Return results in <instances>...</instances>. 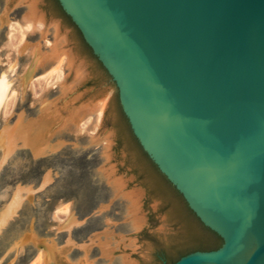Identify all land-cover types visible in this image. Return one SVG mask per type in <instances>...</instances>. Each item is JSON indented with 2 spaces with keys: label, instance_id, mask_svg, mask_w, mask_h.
Wrapping results in <instances>:
<instances>
[{
  "label": "water",
  "instance_id": "95a60500",
  "mask_svg": "<svg viewBox=\"0 0 264 264\" xmlns=\"http://www.w3.org/2000/svg\"><path fill=\"white\" fill-rule=\"evenodd\" d=\"M57 1L143 152L221 239L173 264H264V0Z\"/></svg>",
  "mask_w": 264,
  "mask_h": 264
},
{
  "label": "rangeland",
  "instance_id": "374dc122",
  "mask_svg": "<svg viewBox=\"0 0 264 264\" xmlns=\"http://www.w3.org/2000/svg\"><path fill=\"white\" fill-rule=\"evenodd\" d=\"M29 5L28 0H0V16L8 8L7 21L0 23V81L8 84L0 106V217L21 190L14 212L0 224V264H32L38 253L37 264H43L42 250H22L27 235L54 244L56 264H173L184 253L214 247L221 239L143 152L111 77L55 0H37L47 30L45 35L31 33L27 48L38 44L42 53H51L58 27L62 42L56 46L71 53L82 79L72 85L80 72L70 69L63 87L57 86L59 76L45 61L23 88L20 77L30 51H16L20 29L13 23L16 30L10 33L9 25L19 22ZM101 99L105 105L98 122H85L82 108L75 114L78 121L68 117L73 107ZM54 109L58 119L45 129L43 142L58 147L35 155L20 130ZM11 132L13 147L6 155ZM91 139L98 144L92 146ZM70 217V225L64 226Z\"/></svg>",
  "mask_w": 264,
  "mask_h": 264
},
{
  "label": "bare ground",
  "instance_id": "6f19581e",
  "mask_svg": "<svg viewBox=\"0 0 264 264\" xmlns=\"http://www.w3.org/2000/svg\"><path fill=\"white\" fill-rule=\"evenodd\" d=\"M28 1H30L28 13L26 15H24L19 20V22H12L9 25L10 33L14 32L16 30V27L13 26V23L15 25H17L18 28L20 29L21 44L19 47L16 48V51L18 53H22L23 51H26L28 49L27 47L29 44L27 42V38H29L31 33L38 31V33L40 35L41 34L45 35V32L47 30V28H46L47 23H46V20L44 18V15L41 13V11H39L37 9V0H28ZM6 2H9V0H6ZM7 10H8V8H5L4 12L0 16V23H4L7 21V18H8ZM59 37L60 36H59V32H58V27H56L55 33L53 35L54 41L51 44V50H52L51 53H42L38 44H35V45H32L31 47H29V49H28L30 51V52L28 51L29 52V56H28L29 63H28V66L22 72L23 74L20 77L21 84H22L24 89H25V86L32 79V75L35 72V70L39 67V65H41L45 61H50L51 65H52L50 67L51 68L50 71L55 72L59 76L58 77L59 80H57L55 82V85H57V86L63 87L67 73L70 69H73L76 72V74H77V72H80L79 77L74 79L72 85L78 84L80 79H82V71H80V66L76 67V65H74L75 63H74V59H73L71 53H69L68 50H65L64 48H61V49L57 48L56 43L58 42V40H59V42H62V39H60ZM47 43H49L48 40H47ZM49 45H50V43H49ZM70 87H71V89L73 88V86H70ZM13 93L14 92H12V94ZM7 94H8V84L6 81L1 80L0 81V106L3 102H5L4 100L6 99ZM75 99H76V97H75ZM104 105H105V100L101 99L99 101L86 104V105L79 107V108L73 107V109L69 110L68 117H70V119H72V120H77L78 116H75V114L79 111L80 108H82L85 110V114L87 115V120L85 122H87V123L90 121L91 122H93V121L98 122V120L100 119V117L102 115ZM46 107H47V105L43 106L41 108V110L43 111ZM57 119H58L57 110L54 109L51 111H47L46 114H44L43 117H41L40 120L36 124H34L33 127L29 128V129H27V128L22 129L21 128L20 135L22 134V137H23L22 140H23L24 144L31 146L33 148L35 155L39 154V153H45V152L51 151V150L55 149L56 147H58L57 145L56 146L54 144L50 145L46 142H43L44 141L43 139L45 136L44 131H46L45 129H47V127L50 126L54 122V120H57ZM17 127H19V125H17ZM17 132H18V128H17ZM13 137H14L13 133L12 132L9 133V137H8V141H7L9 143L7 144V146L5 148L6 149L5 150L6 155L10 152V150L13 147V143H12ZM91 142L96 143L98 141H92V139H91ZM106 143L108 146H110V141L106 142ZM120 186L121 185H119V188H120ZM20 196H21V190L19 189L18 191H15V194L13 195V200L9 203V205L5 209L4 213L0 217V224L1 225L3 223H5L6 220L14 212V209H15L16 204H17L16 202L18 201V199H19L18 197H20ZM135 196L138 197L139 195H135ZM66 209H68V206H66ZM70 221H72V217H70L68 225H70V223H71ZM25 237H26V239L30 238L29 240H27L26 244H32L38 240L37 237H35L34 235L33 236L27 235ZM43 242H44L45 247H46L45 253L42 254L44 257L43 264H56V249L54 247V244H47L48 243L47 241H43ZM34 261L35 262H32V264H37L39 261H41V254L40 253L37 254V257ZM126 264H135V263L127 261Z\"/></svg>",
  "mask_w": 264,
  "mask_h": 264
},
{
  "label": "trees",
  "instance_id": "16d2710c",
  "mask_svg": "<svg viewBox=\"0 0 264 264\" xmlns=\"http://www.w3.org/2000/svg\"><path fill=\"white\" fill-rule=\"evenodd\" d=\"M55 2L58 4V7H59L60 11L62 12V14H63L64 16H66L68 19H70V18H69L64 12H63V10L61 9V7H60L58 1L55 0ZM72 24H73V23H72ZM220 245H221V240H220V241H219L214 247H210V248H207L206 250H201V251L213 250V249L218 248ZM190 252H193V251H190ZM190 252L184 253L183 255L188 254V253H190Z\"/></svg>",
  "mask_w": 264,
  "mask_h": 264
}]
</instances>
